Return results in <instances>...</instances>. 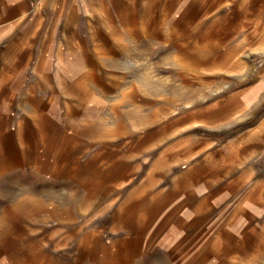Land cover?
I'll list each match as a JSON object with an SVG mask.
<instances>
[{
    "label": "crops",
    "instance_id": "1",
    "mask_svg": "<svg viewBox=\"0 0 264 264\" xmlns=\"http://www.w3.org/2000/svg\"><path fill=\"white\" fill-rule=\"evenodd\" d=\"M0 264H264V0H0Z\"/></svg>",
    "mask_w": 264,
    "mask_h": 264
},
{
    "label": "rangeland",
    "instance_id": "2",
    "mask_svg": "<svg viewBox=\"0 0 264 264\" xmlns=\"http://www.w3.org/2000/svg\"><path fill=\"white\" fill-rule=\"evenodd\" d=\"M102 76L104 75V73H102L101 74ZM101 78V80H102V77L100 76L99 77V79ZM103 78H105V76H103ZM164 78H166V77H164V76H162V75H159L158 73H157V76H155L153 79L155 80L156 79V81H158L157 83L160 85L162 82V80L164 79ZM169 83L170 82H168V86H169ZM160 88V87H159ZM134 124H136V121H134ZM80 131H83V130H80ZM87 132H89V131H87ZM83 133H84V131H83ZM85 134V133H84ZM111 137H113V136H111ZM121 150L122 149H119V154H121ZM124 151V150H123ZM124 154V153H123ZM120 161H122L121 160V158H119V156H115L113 159H111V161H110V168L113 170L116 166H118L119 165V162ZM104 166V165H103ZM145 171L146 172H148L149 171V169H148V167L146 166L145 167ZM103 177V176H102ZM101 177V178H102ZM33 181H35V180H33ZM33 184H34V187L36 186V184L33 182ZM67 191H69V189H67ZM83 194H85V197H88V195H89V192H88V190L84 193V192H82ZM81 193V196L83 197V194ZM70 200H72V199H70ZM78 205V204H77ZM81 206H83V204H81ZM81 206H79L80 208H82Z\"/></svg>",
    "mask_w": 264,
    "mask_h": 264
},
{
    "label": "bare ground",
    "instance_id": "3",
    "mask_svg": "<svg viewBox=\"0 0 264 264\" xmlns=\"http://www.w3.org/2000/svg\"><path fill=\"white\" fill-rule=\"evenodd\" d=\"M88 59V58H87ZM88 61V60H87ZM87 63V62H86Z\"/></svg>",
    "mask_w": 264,
    "mask_h": 264
}]
</instances>
